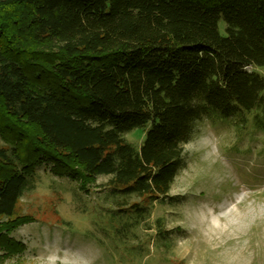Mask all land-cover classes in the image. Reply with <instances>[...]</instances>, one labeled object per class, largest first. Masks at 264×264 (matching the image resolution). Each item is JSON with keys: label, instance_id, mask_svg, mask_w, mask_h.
Returning a JSON list of instances; mask_svg holds the SVG:
<instances>
[{"label": "trees", "instance_id": "trees-1", "mask_svg": "<svg viewBox=\"0 0 264 264\" xmlns=\"http://www.w3.org/2000/svg\"><path fill=\"white\" fill-rule=\"evenodd\" d=\"M250 67H264V0H0V126L29 146L0 147V248L23 249L8 232L38 167L85 191L109 176L118 210L143 216L169 199L198 122L242 132L251 116L264 132ZM146 125L139 149L123 137Z\"/></svg>", "mask_w": 264, "mask_h": 264}, {"label": "rangeland", "instance_id": "rangeland-1", "mask_svg": "<svg viewBox=\"0 0 264 264\" xmlns=\"http://www.w3.org/2000/svg\"><path fill=\"white\" fill-rule=\"evenodd\" d=\"M225 28L220 22L222 34ZM249 70L264 76V67ZM248 118L242 132L234 119L198 122L169 199L143 216L118 210L109 176L85 191L38 167L15 212L28 220L8 232L23 249L0 248V264H264V132ZM149 127L123 137L139 149ZM1 128L0 147L15 142L29 152L28 138ZM19 128L33 138V128Z\"/></svg>", "mask_w": 264, "mask_h": 264}]
</instances>
